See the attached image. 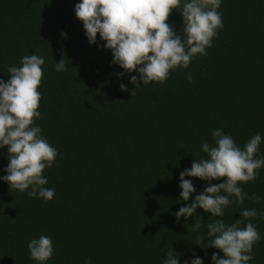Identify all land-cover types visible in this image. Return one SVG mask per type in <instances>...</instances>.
<instances>
[{"label":"trees","instance_id":"trees-1","mask_svg":"<svg viewBox=\"0 0 264 264\" xmlns=\"http://www.w3.org/2000/svg\"><path fill=\"white\" fill-rule=\"evenodd\" d=\"M77 3L0 0V79L7 82V68L20 67L26 55L45 58L35 123L59 153L43 173L45 187L55 189L51 201L0 182V264H36L27 245L41 235L53 241L48 264H161L171 248L182 254L180 264L193 255L211 264L218 250L195 244V218L176 220L191 203L179 199V175L206 156L200 145H214L217 128L241 148L252 136H264V0H222L223 28L207 55L194 58L188 70H173L165 83L135 91L127 75L118 76L123 70L99 35L97 45H89L74 13ZM167 23L182 37L177 10ZM61 59L68 70L57 73ZM7 163V150L0 149V176ZM186 179L196 188L193 197L207 186ZM243 188L264 197V168ZM242 208L264 213V199L231 205L225 223L239 219ZM197 212L204 224L218 219ZM252 222L261 239L251 264H264V219Z\"/></svg>","mask_w":264,"mask_h":264},{"label":"clouds","instance_id":"clouds-1","mask_svg":"<svg viewBox=\"0 0 264 264\" xmlns=\"http://www.w3.org/2000/svg\"><path fill=\"white\" fill-rule=\"evenodd\" d=\"M221 4L222 0H79L74 13L83 24L89 45L96 46L99 35L103 48L112 54V63L123 70L118 76L127 75L135 91L154 83L163 84L173 70H188L194 58L207 55L218 30L223 28ZM173 10L182 16V37L167 23ZM63 35L67 39V34ZM20 64L7 68V82L0 79V149L7 150L8 159L6 174L0 176V182L8 184L9 190L48 202L54 198L55 189L45 187L48 178L43 173L53 167L59 153L35 123L41 118L39 88L45 58L26 55ZM55 70H68L63 59L55 63ZM186 79L192 83L191 72ZM120 90L128 91L127 85L121 83ZM211 135L214 145H200L206 156L195 159L191 168L179 175V199H191V203L181 207L175 217L177 222L181 217L185 221L195 218L190 226L195 244L218 250L211 255V264H251L255 260L254 245L261 239L252 221L264 219V213L242 208L240 218L231 224L225 223L223 217L233 204L242 206L249 199H264L259 194L249 196L243 188L255 182L264 168V154L260 152L264 136H252L241 148L222 128L213 130ZM186 177L198 178L207 186L193 197L196 188ZM198 209L218 219L204 224ZM202 227L207 229V235ZM27 247L36 264H48L54 255L53 241L46 235L32 238ZM181 255L171 248L161 264H180ZM85 264H91L90 259ZM184 264L205 262L193 255Z\"/></svg>","mask_w":264,"mask_h":264}]
</instances>
